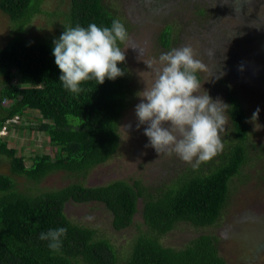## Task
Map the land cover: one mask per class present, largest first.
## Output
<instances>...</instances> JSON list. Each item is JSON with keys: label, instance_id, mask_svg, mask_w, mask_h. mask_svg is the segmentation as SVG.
Masks as SVG:
<instances>
[{"label": "trees", "instance_id": "obj_1", "mask_svg": "<svg viewBox=\"0 0 264 264\" xmlns=\"http://www.w3.org/2000/svg\"><path fill=\"white\" fill-rule=\"evenodd\" d=\"M41 0H0V11L11 20L26 23ZM199 14L204 10L199 9ZM116 17L102 0H68L67 28L111 27ZM169 24L158 33L161 47L171 41ZM119 46V42H118ZM53 47L46 42L24 43L12 40L0 47V126L7 118V133L25 126L19 116L28 110L37 113L36 130L59 152L35 154L26 166L15 156L7 136L0 139V156L9 160L10 171L37 183L45 175L63 171L84 176L87 171L111 156L119 143L117 127L127 105L124 76L81 84L79 94L71 93L59 81ZM120 69L122 64L117 65ZM197 75V74H196ZM199 80V77L197 75ZM14 81V82H13ZM6 100L5 104H1ZM226 114L233 142L218 162L203 172L183 167L159 190H146L138 179H115L98 186L72 181L64 186L24 193L14 182L0 175V264H119L111 243L96 238L94 230L71 222L63 213L67 201L96 202L110 213V225L121 230L132 223L136 201L141 200L140 217L144 229L134 237L120 264H225L217 247V237L199 234L183 247L164 246L160 237L177 223L193 227L213 226L227 200L228 181L247 159V127L242 107L232 92L226 94ZM204 164V163H202ZM207 165V163H205ZM207 166H210L208 164ZM66 228L59 252L48 247L40 234Z\"/></svg>", "mask_w": 264, "mask_h": 264}, {"label": "rangeland", "instance_id": "obj_2", "mask_svg": "<svg viewBox=\"0 0 264 264\" xmlns=\"http://www.w3.org/2000/svg\"><path fill=\"white\" fill-rule=\"evenodd\" d=\"M128 33L119 47L125 51L124 72L127 105L117 127L119 143L115 152L84 176L63 171L45 175L37 183L10 171L9 160L0 156V175L14 182L15 190L24 193L50 190L76 181L84 186L103 185L115 179L131 182L138 179L146 190H159L183 167L192 168L175 153L158 154L144 135L147 125L137 128L135 107L145 88L154 82L152 68L162 67L159 57L190 46L194 58L204 69L197 73L204 91L226 104V94L233 93L243 109L247 135V159L228 181L227 200L213 226L193 227L180 222L160 237L164 246L183 247L199 234L217 237V247L225 264H264V0H102ZM38 11L26 23L11 20L0 11V47L12 40L24 43L46 42L54 46L67 27L68 0H41ZM199 9L204 14H199ZM169 24L171 41L160 46L158 33ZM148 65H152L149 68ZM224 75L220 77L222 74ZM220 77L219 79H217ZM227 105V104H226ZM260 109L259 118L251 122L252 113ZM225 115L226 111H225ZM37 113L28 110L19 116L20 130L8 133V146L21 155L28 166L35 154L48 153L54 158L59 150L48 143L45 134L36 130ZM228 118V116H227ZM130 126V127H129ZM223 149L199 167L206 172L218 162V155L233 142L229 120L220 133ZM141 200L136 201L132 223L114 230L110 213L96 202L67 201L63 213L76 224L92 228L96 238L107 239L120 264L137 233L144 229L140 217Z\"/></svg>", "mask_w": 264, "mask_h": 264}, {"label": "clouds", "instance_id": "obj_3", "mask_svg": "<svg viewBox=\"0 0 264 264\" xmlns=\"http://www.w3.org/2000/svg\"><path fill=\"white\" fill-rule=\"evenodd\" d=\"M127 39L128 33L118 19L112 21L111 27L101 28L92 23L87 28L77 25L65 29L53 41V56L63 87L79 94L84 91L83 82L95 80L102 85L106 79L114 81L123 76L117 65L125 62V51L118 42ZM159 63L162 67L148 65L154 72V82L151 88H145L135 107L137 128L147 125L146 147L154 148L158 154L175 153L195 170L222 151L220 133L225 131V111L229 106L220 99L213 100L206 91L200 94L202 86L196 74L204 65L194 58L190 46L161 54ZM259 114L257 108L251 122H256ZM66 233V228H57L42 232L39 238L49 242L51 251L59 252Z\"/></svg>", "mask_w": 264, "mask_h": 264}, {"label": "built area", "instance_id": "obj_4", "mask_svg": "<svg viewBox=\"0 0 264 264\" xmlns=\"http://www.w3.org/2000/svg\"><path fill=\"white\" fill-rule=\"evenodd\" d=\"M14 82V81H13ZM6 100H2V103L1 104H5ZM17 120V116L14 115L12 118H7L3 121L2 125L0 126V139L7 135V128L6 126L8 125V122H15Z\"/></svg>", "mask_w": 264, "mask_h": 264}]
</instances>
